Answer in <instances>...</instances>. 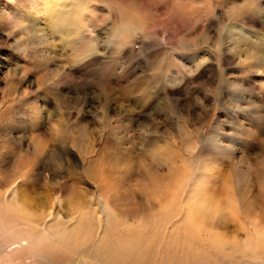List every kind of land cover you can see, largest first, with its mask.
Listing matches in <instances>:
<instances>
[{"label":"rangeland","instance_id":"1","mask_svg":"<svg viewBox=\"0 0 264 264\" xmlns=\"http://www.w3.org/2000/svg\"><path fill=\"white\" fill-rule=\"evenodd\" d=\"M245 1L85 0L76 18L98 51L77 59L55 14L0 0V264H95L89 237L101 236L103 204L107 234L148 233L163 252L182 222L177 176L191 173L217 120L218 188H236L264 237V0ZM123 20L134 27L128 45L118 42ZM228 24L245 32L235 53ZM198 139L193 158L186 144ZM239 217L219 224L229 264H264ZM183 221L184 236L213 247ZM70 232L79 241L64 251L54 239Z\"/></svg>","mask_w":264,"mask_h":264},{"label":"bare ground","instance_id":"2","mask_svg":"<svg viewBox=\"0 0 264 264\" xmlns=\"http://www.w3.org/2000/svg\"><path fill=\"white\" fill-rule=\"evenodd\" d=\"M59 1L60 0H31L33 5L32 10H35L37 13L41 12V15L39 16L43 17L46 15L55 14L54 22L57 27L63 31L64 42L71 46V58L78 59L79 57H87V59H89L90 55L95 54V52L98 51L96 48L97 46L93 36L91 35V31H88L89 28L86 29L76 18L79 14H83L87 11L88 7L85 5V0ZM39 2L40 8L37 9L38 7H36V4ZM59 4L62 5L63 11L56 14V7H61ZM209 15L211 16V12L209 13L208 11L204 13L203 17L207 19V16ZM244 15L247 17L246 14ZM210 18L213 19V17ZM123 21H120V26L117 29V34L121 35L118 37V42L128 45L130 38L132 37L134 27L131 23ZM224 30L226 31V34L223 36V39L232 46V48L229 49L227 53H235L240 51L239 43L241 40H245V32L235 24H228ZM199 58L200 57L198 56L197 59L199 62L200 60L204 59L203 58L199 60ZM219 59H222L226 62V58H221L219 56ZM207 60L205 59L206 63ZM204 63L205 62L197 64L198 66L196 69H198V67L201 68ZM196 69L195 71H197ZM227 85L225 84V89H228ZM217 121L214 123L207 137L204 139L203 149L200 151V154L197 155L196 159L192 160L191 158L194 156L195 153H193V150L199 144L200 140L198 139L194 142L192 141V143L186 144L185 149L187 152H189L190 156H192L190 158L191 165L188 164L189 162H186L189 165L188 168H191L193 165L191 173L188 174V176L187 174L183 173L178 175L179 173L176 171V173H178V180H174V182H179L182 185L176 182V184H173L174 186L179 184L181 187L184 183L185 188L183 192L179 194V197L184 200L185 203L183 205L181 204V200L178 201L179 208L176 213L181 211L183 215L180 218L182 222H179L180 224L175 231L173 244L164 245L163 252L160 253L159 240H155V237H149L150 234L148 233L136 234L134 236H137V238L132 241H127L129 239L125 238L124 236L118 237L115 234H107L105 230L109 225L110 217L108 216L109 210L107 206L103 204L104 208L102 219H98L96 223V227L102 230V232L99 234L101 236H98L101 240H98V237H89L90 241L92 242L91 246L96 247L88 253L91 255L90 257L95 264H229L227 252L232 251V248L234 247L223 245V240L221 241V236L218 235L219 224L224 219H234L235 217L240 218L239 216L241 215L243 219H246L251 228V244L248 245L252 246V248L248 251V253L253 255L254 260H256L261 253H264V237L259 228V223H254L256 216L251 205H249L248 202L244 203L242 201V199L239 197V194H237L236 188L232 189L226 184H223L221 189L218 188L219 179L216 174L217 170L214 166V162L209 157L210 147L214 148L215 152L218 150V146L215 145V141L217 143L220 140V138L215 139V136H218L219 134L218 132L216 133V127L218 125ZM186 163L185 161L183 163L185 168ZM181 164L179 165L181 166ZM185 171L187 172V170ZM192 173L193 175H191ZM238 176L241 177L240 180L237 179ZM238 176L236 179L239 184L248 182L249 177H247V174H240ZM154 185V187H156L155 191H157L159 186L161 187V184L159 185V183V186H157L156 183ZM168 188L169 187H167V189ZM171 188L172 187L169 189L171 190ZM167 191L168 190H166V192ZM175 191L176 190H174V192ZM184 219L188 225H193L195 227L194 230L196 232L210 236L215 244H218V247L213 248L215 244L213 247L209 246L207 243L208 241L204 242L205 238H203V244H199V242L195 241V238H193L191 233H189V237L184 236L182 232L187 229L184 227ZM79 237L80 236L77 234L70 232L66 235H61L54 240L56 243L61 242L60 248H62V250L72 251L74 249L75 243L79 241ZM18 244L20 246L27 245L25 242H18ZM152 244H156L155 249H151ZM218 248L220 250H218Z\"/></svg>","mask_w":264,"mask_h":264}]
</instances>
